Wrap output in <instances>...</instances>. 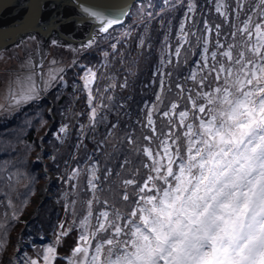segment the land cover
<instances>
[{"label": "snow or ice", "instance_id": "snow-or-ice-1", "mask_svg": "<svg viewBox=\"0 0 264 264\" xmlns=\"http://www.w3.org/2000/svg\"><path fill=\"white\" fill-rule=\"evenodd\" d=\"M70 2L76 3V0ZM259 3L264 5V0ZM77 6L83 14L79 20L69 18L61 23V27L70 32L81 23L92 22L99 24L98 33H107L120 23L118 17L95 7L82 3ZM192 7L189 4V11ZM260 15L261 22L254 24L252 30H249L251 17L239 29L240 34L248 38L246 51L234 56V46L229 44L224 51L211 53L212 64L207 63V56H201L205 63L200 65V71L207 69L208 74L197 80V73L192 72L189 78L196 81L200 89L195 97L188 96L192 109L198 113L193 120L198 123H186L191 110L179 111V126L186 129L182 133L183 149L177 144L179 136L172 140L175 151L167 140L161 141L163 156L159 151L153 155L148 147L143 149L152 161L144 167L156 175L149 174L143 185L138 186L135 193L138 198L131 212L114 209L110 218L108 211H101L96 216L94 230L89 232L93 201H99L95 195L87 201V214L80 221L83 231L66 258L68 264H264V10ZM183 29L182 23L181 33L186 35ZM232 35L235 37L236 33ZM96 39V36L90 37L82 49L91 48ZM220 47L217 42V48ZM112 48L115 50L116 45ZM180 52L181 48L177 47L175 55L179 56ZM212 73L217 83L210 91H204L205 81ZM56 79V74L51 75L46 86L51 87ZM59 79L63 81V76ZM81 79L91 103L96 72L86 68ZM161 83L163 85V80ZM180 87L177 84V88ZM38 96V86L33 82L18 99L13 98L19 104ZM198 99L204 103L198 104ZM160 100L158 94L157 101ZM177 107L176 103L171 104V110ZM163 115L168 117L170 112L165 111ZM147 119L151 126V110ZM65 131L66 126L59 129L60 133ZM172 135L174 133H170L169 138ZM144 139L151 138L145 136ZM78 174L79 170L73 169L70 179ZM94 178L93 171V178L88 181L90 190L96 189ZM123 184L127 189L136 181L126 179ZM123 199L129 201L127 191ZM3 227L0 224V229ZM58 228L60 230L54 233L55 241L43 246L42 255L27 258L25 264H41V261L54 264L57 246L71 232L72 226L65 228L61 222ZM98 234H101L99 238ZM105 235L107 238H103ZM3 247L4 242L0 241V249Z\"/></svg>", "mask_w": 264, "mask_h": 264}, {"label": "trees", "instance_id": "trees-1", "mask_svg": "<svg viewBox=\"0 0 264 264\" xmlns=\"http://www.w3.org/2000/svg\"><path fill=\"white\" fill-rule=\"evenodd\" d=\"M214 1H196L197 13L194 15V23H190L193 26L192 30L190 28L187 29V33L189 34H187L188 36L185 39V45L180 47L181 52L179 56L175 55L176 48L172 46L169 48L166 55L168 54L170 61L169 63L162 64L164 68L163 75H159L156 72V69H160L159 66L162 62L161 59H158L159 55L163 56L161 54L162 44L159 35L163 34L164 27L171 28L172 30L175 29L178 17L182 11L181 5L175 8L172 13L168 14L166 13L167 11L164 12L166 14L162 18L161 23H155L153 27L147 30V40L145 39L146 42L141 52V58H138L140 62L138 67L135 69L128 68L130 63L129 58L132 54V50L129 48L130 45H128L122 57L115 59L112 56L110 66L109 60L104 63V65H107L106 71H104V68L98 69L103 70L102 72L105 74H102L100 83L92 85V90L97 93L103 86V89L106 90L104 91L105 93H112L111 97H109L108 102H104L105 107L101 108L90 122L85 112L87 108L80 109L81 115L78 117V121L75 118L70 124L69 120L66 121V131L59 134L60 141L57 138L49 137V141L53 146L49 168L55 173L57 179L51 185L53 197L48 196L39 203L33 217L21 232L25 245H32L29 244L30 241L35 242V245L38 242H48L50 233H56L57 229L59 230V224L65 221V228L72 226V230L57 246L59 254L57 262L55 260L54 264H68L66 258L76 245L80 232L83 231L80 228V221L87 214V201L93 199L94 195L99 201V203L95 200L93 201L92 211L94 219H96V216L101 211H108L110 218L114 209H119L122 213H130L132 206L138 198L135 194L138 186L143 185L144 180L147 179L149 174L156 175V173H151L148 168L144 167V164L151 165L152 161L144 154L143 149L148 147L153 152V155L159 151L161 156H163L161 141L167 140L168 144L172 145V140L176 139V136L180 137L177 144L183 149L185 138L182 133L186 129L179 126L178 113L179 111L191 110L190 117L186 123H198V121L193 120V116L198 113L195 109H192L188 96L195 97L196 91H199L200 86L196 81L189 78L190 75H186V69L198 57L200 58L199 53L202 50L203 33L205 31L209 33L208 51L219 53L223 47H227V44L233 41L234 44H237L232 49L234 53L235 50L236 53L239 49L246 50L245 44L237 43L235 39L239 36V33H237L239 32V23L243 22L244 17L250 14L253 4L259 3V0H243L244 4L241 9H232L233 0H225V5H227L226 14L221 15L213 10ZM135 4L136 2L133 3L132 7L136 6ZM262 6L259 3L258 11L255 13L256 21L259 22H261L260 14L264 10ZM155 29L159 30L156 31ZM232 31L233 33H237L235 37H233ZM133 36L131 34V38ZM154 38L155 40L153 41ZM131 42L133 43V38ZM217 42L222 47L217 48ZM94 55H96L95 52H85L80 58L96 64L99 58L94 57ZM121 58L127 64L118 62ZM217 59L219 60L221 57L218 55ZM223 59L227 63V58ZM103 62L104 60L101 58L99 63L102 64ZM208 63L212 64L214 61L210 60ZM197 72V80L208 74L207 69L201 72L199 68ZM169 73L171 75H168ZM108 76L114 79L115 86L113 90H110V86L107 85L106 77ZM162 80L163 85L161 83ZM216 83L215 73H212L209 80L205 81L206 86L204 87V91H210ZM177 84L181 87L177 88ZM157 86H159L158 94L161 96V100L151 110L153 124L149 126L147 105L154 101ZM64 88L62 87V89ZM66 88L68 90L71 87L67 86ZM48 92L51 94L50 91ZM54 96L52 95V97ZM66 101L71 103L69 95L66 96L64 94L56 100L54 107H60L63 105L62 102L65 103ZM76 101L78 100L76 99ZM40 103H46L44 98L40 97L25 103L22 110L27 109L28 105H38ZM84 103L81 105L84 106ZM172 103L178 105L177 109L171 110ZM197 103H204V101L198 99ZM57 111L58 109L55 108L52 110V117L57 121L62 120ZM165 111L170 112L168 117L163 115ZM169 120L172 123H169ZM16 127H18V124L16 122L12 123L10 117L0 118V133L6 139L9 140L13 137V133L14 135L16 134ZM153 128L155 129V134L153 133ZM170 133H174L171 138H169ZM9 136L11 137L9 138ZM145 136L151 139L145 140ZM130 140L132 141L131 143L129 142ZM1 142L3 141H0V145L3 147ZM5 143L7 144V141ZM11 145V143H8V146L3 149L11 150L13 148ZM175 147V145H172L171 150L175 151ZM91 166L94 169V181L97 183L94 195H90L89 193L88 181L90 179L89 172ZM72 169L79 170V175H77L79 178L76 176L70 179L72 174H69V172H73ZM2 177L5 178L3 173ZM126 179H134L136 184L129 185L125 189L123 181ZM125 191L129 194V201H125L122 197ZM0 199L1 214L4 204L2 202V195H0ZM71 202H75L73 204H76V206L79 205L76 209L77 212H74V208L69 205ZM66 206L68 207L67 211L65 210ZM91 224H89V231L91 229L94 230L95 223L92 222ZM99 235L101 236V234ZM93 244H95L94 241ZM30 250H33V247Z\"/></svg>", "mask_w": 264, "mask_h": 264}, {"label": "rangeland", "instance_id": "rangeland-1", "mask_svg": "<svg viewBox=\"0 0 264 264\" xmlns=\"http://www.w3.org/2000/svg\"><path fill=\"white\" fill-rule=\"evenodd\" d=\"M196 1L197 0L136 1V6H131L125 19L120 24L110 28L107 33L97 34L96 43L87 50H83L82 45L72 48L50 42L45 52L40 48L39 53L41 54L43 52L44 55L38 67L40 69L39 82L36 71L38 69V55L35 53L36 40L34 38H26L17 45L0 50V118L10 117L12 123L16 122L18 124L15 130L16 136L13 133V137L9 136V138L11 137L9 140L0 133V141H3L1 142L3 147L0 145V195L3 196L2 202H4L0 214V224L4 225V227L0 229V241L4 242V247L0 249V264H25L27 258H36L38 254L42 255L43 246L55 241L53 232V234L50 233L47 240L48 242H38L37 245H35V242L30 241L29 244L32 245H29L31 246L29 247L25 245L21 232L29 222L28 220V222L25 223V220L29 217H33L36 207L39 206L40 200L48 196L53 197L51 185L54 184L57 178L52 169L49 168L53 148L52 143L49 141V137L59 139V129L67 125V120H69V124L74 118L78 121V117L81 115L80 109L83 110L87 108L85 112L90 122L92 120L93 109H95L96 116L99 110L105 107L104 102H108L109 97H111L112 93H105L104 91L106 90H104L102 86L101 90L97 92L98 94L92 90L93 99L91 103L89 102V93L85 90L84 82L81 79V77L84 76L85 69L93 68L96 72V79L93 84L100 83L105 73L102 72L103 70L98 69L104 68V71H106L107 65H104V63L109 60L110 66L112 56L115 57V59L117 57H122L128 45H130L129 48L132 50L131 57L129 58L130 60L127 58L130 62V67L128 65V68L135 69L140 63L138 58H141V52L147 40V30L153 27L155 23L160 24L166 13H172L175 8L181 5L182 11L178 17L175 29L172 30L171 28L164 27L163 34L159 35L162 44L161 54L163 56L159 55L158 59H161L162 62L159 66L160 69H156V72L159 75H163L164 68L162 64L169 63L170 61L168 54L166 55L169 48H171V46L177 48L185 45V39L188 36L187 34H189L187 33V29L190 28L192 30L193 26H191L190 23H194V15L197 13ZM225 3V0H215L212 8L215 12L225 15V10H227V5H225ZM189 4L193 6L191 11H189ZM232 4V9H241L244 1L233 0ZM258 6L259 3L253 4L250 14L244 17L245 19L243 22L239 23V29L244 27V22L247 21L249 17L252 18L249 30H252L254 24L260 23L256 21L255 14L258 11ZM262 7L264 8V5ZM217 8H219L220 11H217ZM182 23L184 25L183 33L186 35L181 33ZM155 30L157 31L159 29ZM125 33L128 34L125 35ZM237 33H239V36L235 38L237 43L240 42L241 44H245V41L248 39L246 34L240 36V32ZM131 34L134 35L132 37L133 43L131 42ZM208 34V31L203 33L201 42L202 50L199 53L200 58L198 57V59L193 61L189 68L186 69V75L191 76L193 71L198 73L197 71L200 65L205 63V61L201 60L202 55L207 56V63L212 60L211 53L213 51H204L205 48L208 49ZM154 40L155 38L153 41ZM252 42H255L254 35ZM113 44L116 45L115 50L112 48ZM230 44L234 47L237 45L234 44V41ZM28 45L32 46L34 49H32L33 52L31 56H27L25 53L23 54V52H25L23 49ZM226 48L227 47H223L222 51ZM242 50L244 49H239L237 53L236 50L235 53L232 50L233 55L238 56L239 52ZM85 52H95L96 55H94V57L99 58V60L102 58L104 62L101 64L99 60H97L96 64H94L90 63L89 60H82L80 57ZM104 53L108 55L105 56ZM247 55L251 54L247 53ZM121 59H119L118 62L125 64L126 62L123 61V58ZM53 61H55V63H53ZM124 67L126 66L124 65ZM60 69H64V71L60 72ZM53 74L57 75V79L52 82L51 87H47L45 82L48 81ZM61 75L63 76V81L59 79ZM29 76L32 77L31 81L28 80ZM106 80L107 85L110 86L109 89L113 90L115 86L114 79L108 76ZM33 82L38 86V90H41V92L39 91L38 98H44L46 103H40L38 105L31 104L28 105L27 109L22 110L25 103L17 104L16 99L13 97L18 99L20 94L26 91ZM67 86L71 87L68 89L69 91L66 88ZM62 87L65 88L62 89ZM158 87L159 86H157L154 94V101L147 105L148 111L152 110L153 106L156 107L159 104V101H157V95L159 93ZM48 91L55 96L52 97ZM64 94H66V96L69 95L71 103L66 101L65 103L62 102V106L54 107V105H56V100ZM76 99L78 101H76ZM83 103L85 104L84 106L81 105ZM54 108L58 109V115L62 120L57 121L52 117V110H54ZM14 113L17 114L13 115ZM5 141H7V144ZM8 143H11L13 148H11V150H7L6 148L3 149L8 146ZM93 170L91 166L89 172L90 178H92ZM2 173L5 175V178L2 177ZM72 173V171L69 172V174ZM77 178L79 177L77 176ZM93 183L95 185L97 184L94 179ZM89 193L90 195H94L95 190H90ZM69 205L74 208V212H77L76 209L79 205L76 206V204L74 205L72 202ZM101 219H103V217H101ZM62 222L64 223L65 221ZM92 222L96 224V219L93 217L89 224L92 225ZM59 230L57 229V231ZM99 237L100 235L98 234V238ZM94 245L95 244H93V247ZM32 247L33 250H30ZM70 254L68 256H70ZM55 262H57V259ZM41 264H43L42 261Z\"/></svg>", "mask_w": 264, "mask_h": 264}, {"label": "water", "instance_id": "water-1", "mask_svg": "<svg viewBox=\"0 0 264 264\" xmlns=\"http://www.w3.org/2000/svg\"><path fill=\"white\" fill-rule=\"evenodd\" d=\"M28 1L0 0V50L17 45L26 38H34L36 40L35 53L38 55L37 68L50 42L55 41V44L73 48L83 45L92 36L102 34L98 33V23H81L71 32L61 27L62 21L67 22L69 18L79 20L83 15L77 6L80 3L84 4L82 0H76V3L70 0H36L33 4H29ZM136 1L139 0H108L99 4L91 0L84 5L116 16L121 23ZM40 48L43 50L41 54L39 53ZM36 71L39 82L40 69ZM28 220H31V217L26 219L25 223Z\"/></svg>", "mask_w": 264, "mask_h": 264}, {"label": "bare ground", "instance_id": "bare-ground-1", "mask_svg": "<svg viewBox=\"0 0 264 264\" xmlns=\"http://www.w3.org/2000/svg\"><path fill=\"white\" fill-rule=\"evenodd\" d=\"M34 1H36V0H29L28 1V3L29 4H33L34 3ZM89 1H91V0H82V2L84 3V4H88L89 3ZM94 2H98L99 4H103L104 2H106V1H108V0H93ZM86 2V3H85ZM131 8V7H130ZM130 10V9H129ZM128 13V12H127ZM126 16V15H125ZM125 16H124V18H125ZM124 18H123V20H124ZM122 20V21H123ZM41 147V146H40ZM41 151V150H40Z\"/></svg>", "mask_w": 264, "mask_h": 264}, {"label": "flooded vegetation", "instance_id": "flooded-vegetation-1", "mask_svg": "<svg viewBox=\"0 0 264 264\" xmlns=\"http://www.w3.org/2000/svg\"><path fill=\"white\" fill-rule=\"evenodd\" d=\"M31 47V48H30ZM32 46L28 45L25 49H23L25 52H23V54L25 53L27 56H31V53L33 52L32 50Z\"/></svg>", "mask_w": 264, "mask_h": 264}]
</instances>
